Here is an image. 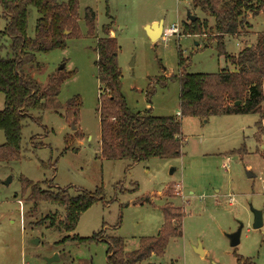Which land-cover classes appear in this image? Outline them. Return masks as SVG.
<instances>
[{
	"label": "rangeland",
	"instance_id": "obj_1",
	"mask_svg": "<svg viewBox=\"0 0 264 264\" xmlns=\"http://www.w3.org/2000/svg\"><path fill=\"white\" fill-rule=\"evenodd\" d=\"M85 7L96 15L93 36L84 23ZM78 13L80 36L67 38L64 49L35 52L33 62L24 67V73L42 87L51 74L65 79L44 108L30 110L32 118L24 121L21 130L19 159L0 162V264H106L105 242L61 239L72 234L89 237L102 230L103 236L123 238V250H136L141 237L157 235L164 204H171L180 213L182 235L169 239L163 256L140 264H236L238 256L243 259L240 264H264V133L257 141L259 115L180 116L179 82L167 79L162 85L157 80L179 71L178 56L186 63V73H215L231 66L218 55L217 45L210 39L208 26L213 19L195 8L191 0H79ZM189 13L207 21L203 35L183 33L182 24L189 22ZM1 14L0 8V32L6 25ZM28 15L26 32L33 37L40 15L34 7L28 8ZM246 18L253 35L243 34L238 39L226 36L227 53L234 55L249 42L254 45V34L264 31V6L259 14H247ZM157 20L163 21L165 30L176 25L179 31L151 42L143 27ZM105 24L110 25V36L116 39V61L127 106L133 112L149 110L152 115L177 113L179 155L134 164L129 159L100 156L98 110L103 84L97 78L95 43ZM9 45L10 39L0 33L1 56L11 57ZM74 96L81 105L78 125L72 127L64 113ZM3 106L0 91V109ZM75 130L83 138L71 141L64 152V139ZM243 146L246 149L239 151ZM21 175L41 182L44 188L50 184L69 187L72 194L73 188L94 191L102 187L104 202L97 201L80 213L72 232L59 231L49 226V221L39 220L47 214L63 220L65 207L43 201L34 206L27 201L21 191ZM8 177L11 180L4 183ZM117 182L122 184L116 187ZM120 190L126 192L119 194ZM252 210L262 213L258 229L252 228ZM240 224L239 243L231 247L227 233ZM195 247L203 252L198 253ZM48 258L54 260L49 262Z\"/></svg>",
	"mask_w": 264,
	"mask_h": 264
},
{
	"label": "trees",
	"instance_id": "obj_2",
	"mask_svg": "<svg viewBox=\"0 0 264 264\" xmlns=\"http://www.w3.org/2000/svg\"><path fill=\"white\" fill-rule=\"evenodd\" d=\"M195 8L202 10L213 24L209 27L210 39L217 45V53L235 67L226 68L215 73H190L183 70L185 62L178 56L179 71L169 77H157L165 85L167 79L179 82V115L195 116L206 119L212 115L223 114H258L256 122V140L264 133V32L256 34L255 44H247L232 55L225 51L224 38L249 34L250 24L247 14L252 17L259 14L264 0H191ZM79 0H0L2 16L6 25L2 35L10 39L11 57L0 55V91L3 93L4 106L0 109V132L4 141L0 142V162L17 160L21 156V130L23 123L30 116V110L44 108L46 100L56 96L59 84L65 77L51 74L46 86L42 87L35 79L24 73L25 65L33 62L35 52H50L64 49L67 38L79 37L78 25ZM34 7L40 15L34 25L33 37L28 36V8ZM84 23L87 33L93 36L95 30V13L90 7L84 8ZM189 20V18H188ZM207 21L198 18L182 24L183 33L203 35ZM247 27V28H246ZM110 25L101 26L102 35L97 37L95 49L97 59L98 81L103 84L100 93L99 133L100 156L104 159H129L131 164L145 161L152 157L163 159L180 154V117L152 115L149 110L133 112L127 106L126 98L121 91V69L117 64L118 47L116 39L110 36ZM248 30V31H247ZM165 81V82H164ZM147 95V94H146ZM239 102V104H235ZM81 101L77 96L69 101L64 116L70 124L78 125ZM83 134L75 130L74 134L65 137L68 150L71 141L81 140ZM246 149L244 146L239 150ZM237 151V152H239ZM20 186L26 200L37 206L38 202L57 203L66 209L63 220L55 215H45L39 223L49 221V226L66 233L72 232L80 213L89 209L97 201L104 200V190L97 187L94 191L69 187L48 185L44 188L41 182H33L21 175ZM134 183V182H133ZM122 183L117 182V186ZM137 189V183H134ZM133 189V190H134ZM128 189L126 191H130ZM120 190L118 193L126 192ZM104 202V201H103ZM163 223L156 236L141 237L140 247L133 251L123 250L124 240L121 237L103 236L102 230L93 232L89 237L72 234L61 239L83 243L103 241L107 245L106 264H140L151 257H161L165 253L170 238L181 236V216L171 204L161 207ZM245 260V259H244ZM243 259L238 256L236 264Z\"/></svg>",
	"mask_w": 264,
	"mask_h": 264
},
{
	"label": "water",
	"instance_id": "obj_3",
	"mask_svg": "<svg viewBox=\"0 0 264 264\" xmlns=\"http://www.w3.org/2000/svg\"><path fill=\"white\" fill-rule=\"evenodd\" d=\"M188 18L189 20H195L197 17L195 15H191L190 13L188 14ZM143 29H145V32L149 38V40L151 42H155L157 39H159L160 37H162L164 28H163V21L162 20H157V21H152V23L147 24L143 27ZM64 65H61L59 68H63ZM235 104H239V102H235ZM72 127H75L74 125H72ZM248 177H252L253 174L248 171L247 172ZM11 180V177H8L6 180H4V183H8ZM252 213L254 214V219L252 222V228L253 229H258L260 228V226L262 225V213L261 211H257V210H252ZM241 228H242V224L239 225V227L231 233H227V237L230 240V246L231 247H235L238 243H239V238H240V234H241ZM32 243H37L36 240H33ZM198 253H202V249L195 247L194 248ZM55 258H57V255L55 256ZM54 258H48L47 261H53ZM212 264H215L214 262H212Z\"/></svg>",
	"mask_w": 264,
	"mask_h": 264
},
{
	"label": "crops",
	"instance_id": "obj_4",
	"mask_svg": "<svg viewBox=\"0 0 264 264\" xmlns=\"http://www.w3.org/2000/svg\"><path fill=\"white\" fill-rule=\"evenodd\" d=\"M252 17V16H251ZM251 26V25H250ZM251 28H252V26H251ZM164 30H165V28H164ZM250 31L252 32V30L250 29ZM260 32H264V31H260ZM258 33V32H257ZM257 33H255L254 35H255V37H256V34ZM248 35H253V33H249ZM244 35H240V36H238V37H232V38H242ZM241 42H242V39H241ZM251 45H253V43L252 42H249V43H247V46H251ZM243 48V46H241L240 48H239V50L238 51H240L241 49ZM238 53V52H237ZM236 53V54H237ZM235 55V54H234ZM231 65V64H230ZM226 69H228V70H231V71H233V70H235V67L233 66V65H231L230 67H225ZM264 87V79H263V84H262V88ZM263 93H264V90H263ZM264 103V102H263ZM176 112H178V110L176 111ZM176 115H178L177 113H176ZM262 123H263V126H264V120L262 121ZM149 199H150V197H149Z\"/></svg>",
	"mask_w": 264,
	"mask_h": 264
},
{
	"label": "built area",
	"instance_id": "obj_5",
	"mask_svg": "<svg viewBox=\"0 0 264 264\" xmlns=\"http://www.w3.org/2000/svg\"><path fill=\"white\" fill-rule=\"evenodd\" d=\"M178 31H179V29L177 28L176 25H171V26L169 27V29H166V30L163 31L162 36L167 37V36H169L170 34H177Z\"/></svg>",
	"mask_w": 264,
	"mask_h": 264
}]
</instances>
